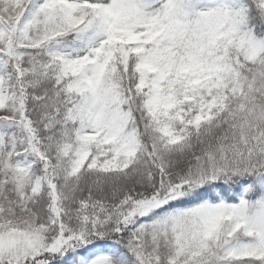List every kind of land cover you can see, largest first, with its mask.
I'll use <instances>...</instances> for the list:
<instances>
[{"label":"snow or ice","instance_id":"6c2138e0","mask_svg":"<svg viewBox=\"0 0 264 264\" xmlns=\"http://www.w3.org/2000/svg\"><path fill=\"white\" fill-rule=\"evenodd\" d=\"M0 264H264V0H0Z\"/></svg>","mask_w":264,"mask_h":264}]
</instances>
